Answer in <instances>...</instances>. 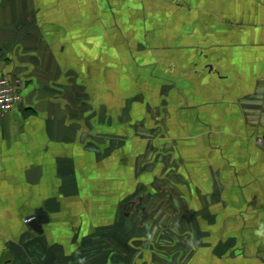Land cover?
I'll list each match as a JSON object with an SVG mask.
<instances>
[{
	"label": "crops",
	"instance_id": "obj_1",
	"mask_svg": "<svg viewBox=\"0 0 264 264\" xmlns=\"http://www.w3.org/2000/svg\"><path fill=\"white\" fill-rule=\"evenodd\" d=\"M12 76L0 264H264V0H0Z\"/></svg>",
	"mask_w": 264,
	"mask_h": 264
},
{
	"label": "built area",
	"instance_id": "obj_2",
	"mask_svg": "<svg viewBox=\"0 0 264 264\" xmlns=\"http://www.w3.org/2000/svg\"><path fill=\"white\" fill-rule=\"evenodd\" d=\"M24 87L25 82L20 77H0V114L12 111L23 103ZM257 144L264 150V136L257 139Z\"/></svg>",
	"mask_w": 264,
	"mask_h": 264
},
{
	"label": "water",
	"instance_id": "obj_3",
	"mask_svg": "<svg viewBox=\"0 0 264 264\" xmlns=\"http://www.w3.org/2000/svg\"><path fill=\"white\" fill-rule=\"evenodd\" d=\"M30 226L37 232H42V226L44 224V218L42 216L41 211L37 212L36 215L29 219Z\"/></svg>",
	"mask_w": 264,
	"mask_h": 264
}]
</instances>
